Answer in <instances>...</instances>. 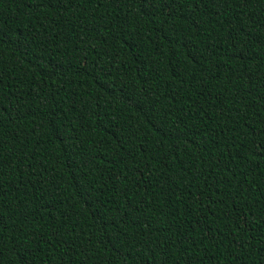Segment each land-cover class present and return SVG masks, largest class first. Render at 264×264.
Wrapping results in <instances>:
<instances>
[{
    "label": "trees",
    "instance_id": "16d2710c",
    "mask_svg": "<svg viewBox=\"0 0 264 264\" xmlns=\"http://www.w3.org/2000/svg\"><path fill=\"white\" fill-rule=\"evenodd\" d=\"M261 143L264 0H0V264H264Z\"/></svg>",
    "mask_w": 264,
    "mask_h": 264
},
{
    "label": "snow or ice",
    "instance_id": "6c2138e0",
    "mask_svg": "<svg viewBox=\"0 0 264 264\" xmlns=\"http://www.w3.org/2000/svg\"><path fill=\"white\" fill-rule=\"evenodd\" d=\"M146 5H158L160 9L164 11L168 16L174 15L179 11L181 4H188L189 0H143ZM179 43V41H177ZM187 46L182 44L181 47ZM103 71V68L100 69ZM223 102V101H221ZM179 139V136L176 137ZM260 148L264 149V143H261ZM242 221H247L248 217L246 215L241 216ZM210 238H215L214 235Z\"/></svg>",
    "mask_w": 264,
    "mask_h": 264
}]
</instances>
